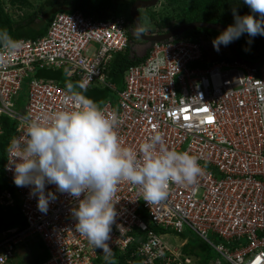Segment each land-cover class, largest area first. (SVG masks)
<instances>
[{
  "label": "built area",
  "instance_id": "1",
  "mask_svg": "<svg viewBox=\"0 0 264 264\" xmlns=\"http://www.w3.org/2000/svg\"><path fill=\"white\" fill-rule=\"evenodd\" d=\"M126 30L122 15L99 20L79 11L56 12L42 36L16 39L22 42L18 52L9 55L0 48L7 60L0 68V135L3 116L15 123L4 164L11 190L1 191L0 204L12 205L17 198L26 221L23 229L0 231V264L34 235L48 252L38 264H99L103 257L76 231L77 198L46 183L45 213L37 207L34 186L14 183L12 156L18 149L13 143L25 139L28 122H43L73 107L65 102L67 88L33 76L41 67L67 69L81 89L115 90L116 102L107 99L98 107L117 113L121 144L138 159L139 145L159 132L170 150L196 157L203 170L193 185L170 183L167 198L150 205L138 186L122 181L107 241L112 252L132 246L126 264H199L183 250L187 241L173 245L163 238L168 231L189 229L216 253L207 264H264V61L250 68L229 56L211 55L203 45L209 40L179 37L151 43L146 58L127 68L117 89L108 80V68L114 54L130 45ZM157 60L163 63L146 75ZM24 85V112L16 111Z\"/></svg>",
  "mask_w": 264,
  "mask_h": 264
},
{
  "label": "clouds",
  "instance_id": "2",
  "mask_svg": "<svg viewBox=\"0 0 264 264\" xmlns=\"http://www.w3.org/2000/svg\"><path fill=\"white\" fill-rule=\"evenodd\" d=\"M243 2L252 14L240 16L233 12L234 23L213 40L216 51L244 33L249 37L264 36V0ZM129 33L132 38L136 36L135 32ZM131 44L130 40L129 46ZM21 47V41L13 39L6 29L0 30V48L11 55ZM130 54L137 56L135 52L130 51ZM228 55L223 54V57ZM162 63V60L154 61L145 69V74L151 75ZM6 66L7 60L0 56V68ZM107 99L113 100L112 97ZM67 101L73 102L71 109L58 111L43 122H28L25 139L14 141L13 147L18 149L12 156L16 158L14 183L18 187L34 186L32 194L37 197V207L45 213L49 203L44 195L46 183L55 184L58 191L77 198L78 207L73 210L76 231L93 248L102 250L105 261L114 264L107 241L116 216L114 197L118 185L126 181L138 186L143 200L150 205L167 198L170 183L193 185L203 170L196 157L170 150L159 132L139 145L138 159L136 152L121 144L116 132L119 124L116 112L106 114L71 83L67 85ZM82 194L84 198L79 199Z\"/></svg>",
  "mask_w": 264,
  "mask_h": 264
},
{
  "label": "trees",
  "instance_id": "3",
  "mask_svg": "<svg viewBox=\"0 0 264 264\" xmlns=\"http://www.w3.org/2000/svg\"><path fill=\"white\" fill-rule=\"evenodd\" d=\"M58 1L62 4V7L55 11H79L86 17L99 20H108L122 15L125 19L126 28V21H132L129 14V6L134 0H127L126 2H115L112 0H45L50 6H55ZM163 6L167 8V11L171 12L170 17L173 18L174 21H166L168 13L166 14L167 16L163 14L160 18H156L154 13L147 12L149 7H146L141 9V12L143 10L142 15L140 14L141 12L139 13L142 27H145L144 21L142 20L144 18H148V21L153 20L152 24L161 28L166 26L175 27L179 24L191 21L220 22L228 26L234 23L233 12L240 16L252 14L250 13L249 7L244 4L243 0H163ZM55 11L50 13L45 22L40 21V23H37L36 20L39 19H37V14L34 12L19 15L20 12L18 13L17 10L9 9L3 4L2 0H0V30L6 29L15 40L21 37L36 38L42 36L46 32L49 21L53 17ZM253 15L255 16V14ZM126 32L129 40H133L128 30H126ZM219 34L220 32L216 30L198 27L187 30L182 33L181 36L176 37V39L182 37L196 42H200L204 39L213 41ZM258 37L260 38V36ZM259 38L256 36L249 37L247 33L242 34L237 40L238 52L246 59L256 60L258 58L256 52H258L263 46ZM148 51L149 50H146L145 54L141 56L131 55L130 46L128 45L124 51L115 53L108 68V80L114 83L118 88H121L124 73L127 68L144 60ZM201 64L206 65L207 61H204ZM33 76L43 78L44 80L54 81L64 88H67V85L71 81V84L76 88L77 92H82L83 94V91H85V95H83L93 100L97 105H101L107 98L111 97V91L103 86L94 85L82 90L77 86L76 77L68 75V71L65 68L41 67L36 69ZM1 124L3 131L0 135V193L3 189L11 190V185L4 174V162L9 147V141L14 134L15 123L7 116H3ZM25 225L26 222L20 211V205L17 198L14 199L12 205L0 204V231L9 228L18 230ZM155 229L156 231H159L157 227ZM260 234L264 235V230L260 232ZM29 246H31L32 249L33 259L28 264H38L48 257V252L38 236H35ZM131 250L132 246H129L124 250L115 248L112 252V260L114 261V264H126V260L129 257ZM183 250L190 254L194 253V247L189 244V242L184 245ZM208 258L209 257L206 253V258L203 260L201 259L199 264H207L209 260ZM97 261L99 264H109V262L105 261L102 256H100ZM6 264L22 263L19 260L14 261V258H11Z\"/></svg>",
  "mask_w": 264,
  "mask_h": 264
},
{
  "label": "rangeland",
  "instance_id": "4",
  "mask_svg": "<svg viewBox=\"0 0 264 264\" xmlns=\"http://www.w3.org/2000/svg\"><path fill=\"white\" fill-rule=\"evenodd\" d=\"M20 1L19 0H2L3 4L6 5L9 9L17 10L18 13L19 12L22 13V14L19 13V15H23V14L25 15V14H30L34 12L35 14H37L36 15L37 19H39V20H36L37 23H40V21L45 22L52 11H55L56 9L62 7V4L59 1L57 2L55 6L48 5V3L45 2V0H20ZM159 1L157 4L153 5L152 7H149V9H147V12L154 13L156 18H160L161 16H163V14L167 16L166 14L168 13V16H167L168 18L166 21H169V22L174 21V19L170 17L171 12L167 11V8L163 6V0H159ZM140 14L141 15L143 14V10ZM147 19L148 18L142 19L144 21V26H145L144 32L146 34H152L153 32H160L162 30L172 28V27H167V26L163 28L158 27L152 24L153 20L148 21ZM133 38H135L134 41L141 40L137 36H133ZM134 41L131 44L130 51L131 52L137 51L138 54H141L143 52L145 43H142L139 41L138 44L134 45ZM203 45L206 47L208 52L213 56H218V55H223V54L228 55L227 46L221 45L219 51H216L213 48V41H208V42L206 41L203 43ZM82 90H85V89H82ZM83 94L85 95V91H83ZM111 97L113 98L114 101L116 100L117 96H116L115 91H111ZM26 98H27V88L24 85L23 91L15 99V110L16 111L24 112L23 107H24ZM34 238L35 237L28 238V240L19 247V249L17 250V253L13 257L14 261L19 260L22 264H28L29 262L32 261L33 254H32L31 246H29V244L32 243ZM163 238L173 245H179L183 241L189 242V244H191L194 247L193 256L195 258L198 257L200 260L201 259L203 260L204 258H206V253L209 258L214 259L216 257V253L214 252L213 248L210 245H208V243L203 242L201 239H199L189 229H186L185 232L182 234L168 231V234L164 235ZM214 241L215 242L218 241L217 238L214 239Z\"/></svg>",
  "mask_w": 264,
  "mask_h": 264
},
{
  "label": "water",
  "instance_id": "5",
  "mask_svg": "<svg viewBox=\"0 0 264 264\" xmlns=\"http://www.w3.org/2000/svg\"><path fill=\"white\" fill-rule=\"evenodd\" d=\"M115 2L124 1V0H112ZM159 0H134L129 8V14L132 19V28L135 32L134 35L138 36L141 40H145L149 43L154 42H161L166 41L169 39H173L176 36L181 35L182 33L186 32L187 30L194 29V28H209L212 30H216L218 32H223L226 29V25L220 23V22H209V21H191L187 23L179 24L171 29L165 30L163 32H156L152 34H146L142 30V25L140 21L139 16V9H144L146 7L153 6L157 4ZM237 40H234L230 44H228V52H229V58L240 63L243 65H246L250 68H257L260 63L264 61V45L262 49L258 52V58L256 60H249L244 58L237 50ZM148 45V46H149ZM145 47L143 54H145L146 49Z\"/></svg>",
  "mask_w": 264,
  "mask_h": 264
},
{
  "label": "flooded vegetation",
  "instance_id": "6",
  "mask_svg": "<svg viewBox=\"0 0 264 264\" xmlns=\"http://www.w3.org/2000/svg\"><path fill=\"white\" fill-rule=\"evenodd\" d=\"M127 0H125V2H126ZM132 4V2L130 3V5ZM129 8H130V6H129ZM139 10H141V9H139ZM126 25H127V30H128V32H132V33H134V31H133V28H132V21H129V20H127L126 21ZM142 30L144 31V27L142 28ZM258 36H260V35H257L256 37L257 38H259ZM260 42L263 44L264 42V36H260ZM135 40V38H133V40H131V42H133ZM140 42H142V43H145V46H144V48H143V51H144V49H145V47H147L148 45H149V43L147 42V41H145V40H139ZM139 41H134V45L135 44H138V42ZM227 48H228V46H227ZM137 55H140V54H138L137 53V51H134ZM143 53V52H142ZM141 53V54H142Z\"/></svg>",
  "mask_w": 264,
  "mask_h": 264
},
{
  "label": "crops",
  "instance_id": "7",
  "mask_svg": "<svg viewBox=\"0 0 264 264\" xmlns=\"http://www.w3.org/2000/svg\"><path fill=\"white\" fill-rule=\"evenodd\" d=\"M35 71H36V70H35ZM35 71H34V72H35Z\"/></svg>",
  "mask_w": 264,
  "mask_h": 264
}]
</instances>
